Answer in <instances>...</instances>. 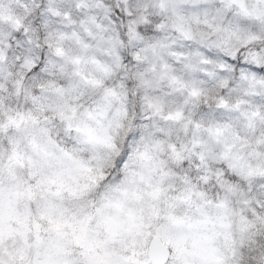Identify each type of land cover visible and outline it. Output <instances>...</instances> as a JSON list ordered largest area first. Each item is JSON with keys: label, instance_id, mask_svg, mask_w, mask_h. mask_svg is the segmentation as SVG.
Instances as JSON below:
<instances>
[{"label": "snow or ice", "instance_id": "snow-or-ice-1", "mask_svg": "<svg viewBox=\"0 0 264 264\" xmlns=\"http://www.w3.org/2000/svg\"><path fill=\"white\" fill-rule=\"evenodd\" d=\"M0 264H264V0H0Z\"/></svg>", "mask_w": 264, "mask_h": 264}]
</instances>
